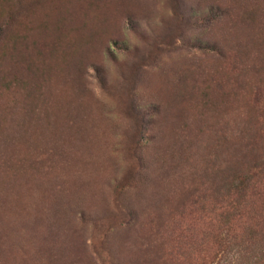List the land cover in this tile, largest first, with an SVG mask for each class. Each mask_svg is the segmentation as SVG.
I'll return each instance as SVG.
<instances>
[{
	"label": "rangeland",
	"instance_id": "obj_1",
	"mask_svg": "<svg viewBox=\"0 0 264 264\" xmlns=\"http://www.w3.org/2000/svg\"><path fill=\"white\" fill-rule=\"evenodd\" d=\"M262 63L264 0H0V264H264L214 185Z\"/></svg>",
	"mask_w": 264,
	"mask_h": 264
},
{
	"label": "trees",
	"instance_id": "obj_2",
	"mask_svg": "<svg viewBox=\"0 0 264 264\" xmlns=\"http://www.w3.org/2000/svg\"><path fill=\"white\" fill-rule=\"evenodd\" d=\"M260 65V72H264V63ZM234 75L237 79L232 83L231 89L226 91L222 87L219 90V107L231 106L232 112L240 115L245 111V118L237 122L236 128H231L229 132H219V146L215 151L220 157L223 153V162L216 166L215 171L220 179L216 178L214 185L221 193L219 204L222 209H226L219 219L229 225L247 227L255 235L258 234V229H264V113L259 109L255 111L252 103L255 91H250L248 97H243L242 89L246 88H240L239 69L238 72L234 71ZM260 101L264 103L262 99ZM262 117L263 125H260ZM222 118L223 115H219V119ZM252 129H256L254 131L258 138H248ZM226 150L230 154L226 155ZM224 192L228 197L226 199Z\"/></svg>",
	"mask_w": 264,
	"mask_h": 264
}]
</instances>
